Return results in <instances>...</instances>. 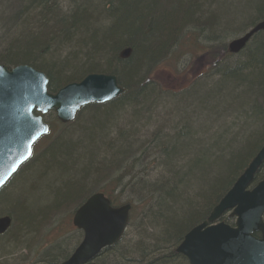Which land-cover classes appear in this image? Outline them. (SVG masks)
Wrapping results in <instances>:
<instances>
[{"label":"trees","instance_id":"trees-1","mask_svg":"<svg viewBox=\"0 0 264 264\" xmlns=\"http://www.w3.org/2000/svg\"><path fill=\"white\" fill-rule=\"evenodd\" d=\"M225 1L30 0L23 7L17 19L23 21L29 38L3 44L0 37V64L43 70L52 93L98 73L116 75L124 93L103 105L83 108L67 125L57 122L52 114L43 117L48 134L34 145L32 157L0 190V217L12 221L0 241L11 242L12 252L24 250L31 235L39 234L41 243L55 231L53 241L60 242L50 245L40 259L44 264L64 261L82 239L71 226L74 211L91 195L101 193L112 206L128 204L131 211L127 232L101 252L96 264H187L174 248L208 217L264 141V109L258 101L264 95V37L254 36L237 56L244 62L229 70L225 63L230 58L224 59L226 47L217 37L246 32L254 26L247 25L264 21V0H229L237 3L240 22L219 27L226 17L221 12ZM91 18L100 20V31L79 37ZM125 49L128 54L121 58L119 54ZM193 50L200 51V58L208 68H216L220 78L228 74L236 77L232 91L243 105L232 109V103L223 104L224 130L238 127L237 120L242 123L238 132L228 134L224 148L220 151L213 146V153L205 160L199 153L205 145L196 142L204 134L201 124L196 127V138L187 132L190 104L181 113L171 106H157L163 93H175L162 89L150 76L164 62L191 55ZM174 101L177 106L184 103ZM157 111H170L172 119H161L169 131L160 127L163 131L150 134ZM81 113L89 115L84 123H79ZM227 117L233 122L228 123ZM173 118L183 130L174 122L172 125ZM138 134L145 142L135 140ZM174 138L189 141L188 148L199 150L167 159L165 152ZM197 161L199 165L194 166ZM150 169L158 172L153 174ZM16 179V188L8 192ZM263 179L264 164L254 183ZM125 191L129 196L122 200ZM222 221L233 222L228 217Z\"/></svg>","mask_w":264,"mask_h":264},{"label":"water","instance_id":"water-1","mask_svg":"<svg viewBox=\"0 0 264 264\" xmlns=\"http://www.w3.org/2000/svg\"><path fill=\"white\" fill-rule=\"evenodd\" d=\"M259 31L264 33V22L231 42L229 52L238 53ZM47 85V77L32 67L0 65V189L30 158L34 143L48 133L41 115L53 111L57 121L68 124L80 108L110 102L123 93L114 75L91 74L55 94L48 93ZM263 161L264 145L207 219L184 235L175 254L188 264H264V180L251 187ZM129 211V205L113 208L101 193L87 198L71 221L82 232V241L62 264H94L102 250L121 239ZM227 214L234 219L232 226L219 222ZM10 225L9 217L0 218V236Z\"/></svg>","mask_w":264,"mask_h":264},{"label":"rangeland","instance_id":"rangeland-1","mask_svg":"<svg viewBox=\"0 0 264 264\" xmlns=\"http://www.w3.org/2000/svg\"><path fill=\"white\" fill-rule=\"evenodd\" d=\"M29 2L30 0H0V37L2 38L3 41H5L3 42V44L6 43V41H10V40L13 41L15 39L16 40L17 39L28 40L29 37L26 34L27 30L25 28L23 29V21H18L17 18L20 17L21 13L23 12L22 11L23 7ZM236 5H237L236 2L232 3L229 0L225 1V4L222 7L221 12L223 11L226 17L222 18L221 22L223 24H220V25H229L231 27L232 22L233 24L240 22L239 21L240 18L236 16L237 15L236 11L238 10L236 9L237 7ZM16 13H17V16L15 17ZM92 18L90 19L91 21L89 19L86 20L89 26L88 24H86L87 27L85 26L84 28L86 31L85 30L82 31L85 33L79 34V37H82L86 34L93 35L92 33L96 31H100V29H98L99 28L98 23L100 22V20H98L97 18L95 19H92ZM227 18H230V20H227ZM12 19H13V22H12ZM239 30L240 29H237L236 31L238 32ZM22 33H24L23 34L24 36L22 35ZM201 45L204 46L206 45V43L201 42ZM66 50L67 49H65L64 51ZM199 54H200L199 50H193V54L191 52V55L186 54V55L179 57V59L170 60L168 64H162L160 66V67H164L163 69L158 67L160 71L156 70V72L155 71H154L155 73L152 72L150 76L153 77L154 81L160 84L162 89L166 91H174L173 92L175 93L174 95L170 93H163L164 94L163 97L168 95V97L171 98L172 103L170 105H166V107H168L169 109L172 108V110L176 109L177 113H181L183 108H185L186 104L188 105V103H191L190 99L187 100V98H193L194 94H200V96L205 97L206 94H209L211 92L210 97H208L209 101L207 102L206 107L202 110V117L199 114L201 112H200V109H198L197 107L198 103H197V106L194 103H192V105L187 106V110H188L187 114H189L188 116L189 120L187 121L188 122L187 132L189 134L191 133L192 135L195 136L194 138H196L197 135L199 136V130L196 127L201 124L202 131L204 134L196 142L198 144H201V146L205 145L202 147V149L199 152L201 156H203V160H205V158L208 159L207 157H210L211 154L213 153L210 150L213 146H217L216 149H219L221 151L224 148L223 147L224 141L226 142L230 139L228 134H233L235 132H238L239 124L242 123L241 120H237L238 127L236 128L227 127L226 130H228L229 133L225 131L223 128V125H221V123L225 121V114L222 113L223 104L225 102H227L228 104L232 103V109L237 108L238 105L239 106L240 105L243 106V105H242V102L238 100V97H236L235 91L234 93L232 91V88L237 81L236 77L234 75L232 76L231 74H228V76L220 78V76H218V74L215 72L216 68L215 69L213 67L208 68L206 62L204 61V59L200 58L201 55ZM80 61L81 60H79V62ZM242 61L243 59L241 57L230 58L225 63L226 69L228 70L232 69L239 65L237 63L244 62ZM167 72L168 74H166ZM229 72L230 71H228L227 73ZM43 73L45 72L43 71ZM98 74H101V73H98ZM169 74H173V76L168 77ZM199 75L201 76L197 78L196 80L197 83L193 84V86L187 89V92L179 91L183 87H186L192 81L193 77H197ZM184 94L186 95L182 96ZM243 99L244 98H241V100ZM174 100L178 101V104L179 102H184V103H182V105L179 104L177 106L174 103L175 102ZM163 102H164L163 99H160V100L158 99L156 104L157 106H163ZM169 106H171V108ZM166 107H163V108H166ZM213 114H219L218 118L215 119L213 117ZM80 116L82 120L81 122L79 121V123H82V122L84 123V121L86 120V117H87V120L89 117L88 113H81ZM171 117L172 115L170 111H157V114L153 115V120L157 122H155L152 127H149V129L147 128L149 133L153 134L157 130L158 132L160 130L163 131L162 128H167V126L165 123L166 121L161 120V119L162 118L169 119ZM120 120L121 118L118 119V122ZM226 121L228 123L233 122L231 119H229V117H227ZM173 122L174 124H176V126H178L177 127L178 130H183V126L181 124L179 125L178 120L173 118L172 125H173ZM125 123L126 122L124 121V123H121V124L124 125ZM215 124H218L217 129L215 127ZM167 129L169 131V128ZM170 134H172V132ZM111 137H114V135L111 134ZM135 140H137V142L138 141L145 142L146 138L144 136H141V134H138V137ZM188 145H189V141L182 140V142H178L174 138L173 140L169 142L168 149L165 152V156L168 159V157H174L178 154L185 155V153H188V154H190L191 152L197 153L195 151L199 150V149H195L191 147L188 148ZM161 157L162 156L160 155V158ZM220 160L222 161V159H219V161ZM170 162L172 164L174 163L172 160H170ZM198 165H199V162L197 161L194 166H198ZM154 166L156 165L154 164ZM154 166L152 169H154ZM152 169H150L151 170L150 172H153V174L158 172V170L152 171ZM17 181L18 179L12 181V183H10V186H8L6 190L8 192L14 191V189L16 188ZM128 196H129L128 193L125 191V193L122 195L121 198L122 200H126ZM13 225H14V222H13ZM56 235L57 234H55V231H53V233L47 236L45 238V241H41V243H40L41 237L39 234L38 236L31 235L29 236L30 238L28 240L27 245L25 247H22L24 250L20 249L17 253L11 251V244H10L11 242L9 243L6 240H1L0 241V264H44V262H42L40 259L43 256L44 252H46V250H49L50 245H54L60 242L57 240L53 241L54 239L57 238ZM67 242L69 243L70 241H67ZM35 243L39 244L36 247L37 249L33 247ZM41 246H42V249L40 250ZM33 249L35 252L33 251ZM170 249H168V252L170 251ZM60 261L61 260H56L55 264L59 263Z\"/></svg>","mask_w":264,"mask_h":264},{"label":"bare ground","instance_id":"bare-ground-1","mask_svg":"<svg viewBox=\"0 0 264 264\" xmlns=\"http://www.w3.org/2000/svg\"><path fill=\"white\" fill-rule=\"evenodd\" d=\"M264 21H261V20H257L256 22H254L253 24H249V25H247V27H249V26H252V25H254V26H252V27H250L248 30H246V32H243V33H235V34H231V35H229V37H224V35L222 34L221 36H217L218 37V43H222V44H224L225 45V47H226V53L224 54V56H226L224 59H227V58H231V57H237L241 52H243L244 51V49L250 44V42L252 41V39H253V37L254 36H256V35H262L263 37H264V33L262 32V31H259V32H257V33H255V34H253L251 37H250V39L247 41V43L245 44V46L243 47V49H241L238 53H236V54H232V53H230L229 52V49H228V46H229V44L231 43V42H233V41H235V40H238V39H240V38H242L243 36H245L246 34H248L251 30H253L257 25H259V24H261V23H263ZM219 27H221V25L219 26ZM222 27H224V25L222 26ZM243 27L244 26H242L241 27V29L240 30H242L243 29ZM210 36L211 35H209V38H210ZM212 38H215V37H213V36H211V39ZM216 40V39H215ZM230 40V41H229ZM211 42H212V40H210ZM201 42H203V40H200V43ZM126 49H128V48H126ZM125 49V51L124 50H122V52L119 54V56L121 57V58H125L126 56H127V54H128V51ZM124 53H126V56H124L123 54ZM176 59H178V58H174V59H172V60H176ZM168 62L169 61H167L166 63L164 62L163 64H168ZM161 66V65H160ZM159 66V68H164V67H160ZM159 68H157L156 70L157 71H160L159 70ZM156 70H155V72H156ZM154 72V73H155ZM165 73V72H164ZM147 74V73H146ZM166 74H168V72L166 73ZM88 75H91V74H88ZM88 75H85L81 80H83L85 77H87ZM103 75H109V74H103ZM110 75H113V74H110ZM143 74H140V76H142ZM115 77H116V75H114ZM173 76V74H169L168 75V77H172ZM144 77H146V75L144 76ZM143 77V78H144ZM200 77V75L199 76H197V77H193V79H192V81L186 86V87H183L182 89H180L179 91L180 92H187V89H189L191 86H193V84H195V83H197L196 82V80H197V78H199ZM116 79H117V77H116ZM199 82V81H198ZM117 84H118V80H117ZM118 86L120 87V88H122L119 84H118ZM123 89V88H122ZM192 89V88H191ZM123 93H124V89H123ZM210 95H211V92L209 93V94H206V96L204 97V96H200V94H194V96H193V98H190V102L191 103H189L190 105H192V103H194V104H196V106H197V103H198V107H199V109H204L205 107H206V105H207V102L209 101V98L208 97H210ZM262 95V94H261ZM260 95V99H259V103L262 105V107H263V109H264V105H263V100H264V95H263V97ZM160 99H163L164 100V102H163V106L162 107H166V105H170L171 103H172V100H171V98H169L168 96H161L160 98H159V100ZM196 108V107H195ZM238 114V113H237ZM239 115V114H238ZM235 117V116H234ZM237 117V116H236ZM236 133V132H235ZM234 134V133H233ZM263 145H264V141H263V143H262V145L260 146V148H259V150L263 147ZM259 150L257 151V153L259 152ZM256 153V154H257ZM256 154L251 158V160H249V162L247 163V165H246V167L242 170V172L239 174V176L236 178V180L243 174V172L247 169V167L249 166V164L251 163V161L254 159V157L256 156ZM263 164H264V161H263V163L261 164V166L259 167V169L257 170V172L261 169V167L263 166ZM257 172H256V174H257ZM255 174V175H256ZM227 193V192H226ZM225 193V194H226ZM224 194V195H225ZM223 195V196H224ZM39 244L38 243H35L34 245H33V247L34 248H36L37 246H38Z\"/></svg>","mask_w":264,"mask_h":264}]
</instances>
